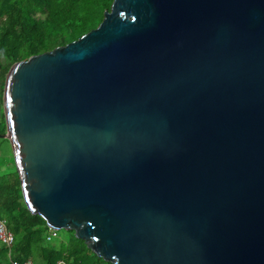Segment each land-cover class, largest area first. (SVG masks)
Wrapping results in <instances>:
<instances>
[{
	"label": "water",
	"instance_id": "1",
	"mask_svg": "<svg viewBox=\"0 0 264 264\" xmlns=\"http://www.w3.org/2000/svg\"><path fill=\"white\" fill-rule=\"evenodd\" d=\"M27 206L112 264H264V0H114L15 63Z\"/></svg>",
	"mask_w": 264,
	"mask_h": 264
},
{
	"label": "trees",
	"instance_id": "2",
	"mask_svg": "<svg viewBox=\"0 0 264 264\" xmlns=\"http://www.w3.org/2000/svg\"><path fill=\"white\" fill-rule=\"evenodd\" d=\"M114 0H0V134L7 131L4 90L12 66L67 45L97 28ZM0 218L15 234L12 248L0 241V264H112L74 231L69 240H48L45 219L27 206L17 168L0 170ZM60 233V231H59Z\"/></svg>",
	"mask_w": 264,
	"mask_h": 264
},
{
	"label": "rangeland",
	"instance_id": "3",
	"mask_svg": "<svg viewBox=\"0 0 264 264\" xmlns=\"http://www.w3.org/2000/svg\"><path fill=\"white\" fill-rule=\"evenodd\" d=\"M15 167H16V163L14 159V152L12 149L11 142L6 138L0 137V170L4 173H7L15 170ZM56 239H57L55 241L56 244H58L62 240L68 241L69 235L65 231L61 230L59 236Z\"/></svg>",
	"mask_w": 264,
	"mask_h": 264
},
{
	"label": "built area",
	"instance_id": "4",
	"mask_svg": "<svg viewBox=\"0 0 264 264\" xmlns=\"http://www.w3.org/2000/svg\"><path fill=\"white\" fill-rule=\"evenodd\" d=\"M1 204V198H0ZM59 236V231L50 229L48 234V240L52 241ZM15 234L9 229L7 220L0 218V241L6 244L8 247L12 248L15 243ZM62 262H60L61 264ZM15 264H19L16 262ZM26 264H33L32 261H28Z\"/></svg>",
	"mask_w": 264,
	"mask_h": 264
}]
</instances>
